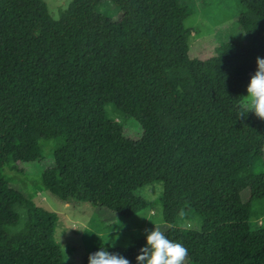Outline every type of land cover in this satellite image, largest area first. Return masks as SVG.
Returning a JSON list of instances; mask_svg holds the SVG:
<instances>
[{"label": "trees", "instance_id": "1", "mask_svg": "<svg viewBox=\"0 0 264 264\" xmlns=\"http://www.w3.org/2000/svg\"><path fill=\"white\" fill-rule=\"evenodd\" d=\"M108 1L114 18L100 10ZM237 2L243 39L208 58L189 54L192 0H71L57 18L27 11L18 25L0 5V264H68L58 213L3 173L39 162L42 140L52 153L41 182L62 202L130 217L150 203L138 188L159 180L165 234L188 249L185 264H264V227L245 226L264 214V171H254L264 120L238 115L264 58V0ZM114 101L133 105L136 138L111 118ZM199 189L207 207L187 229ZM145 244L122 256L137 264Z\"/></svg>", "mask_w": 264, "mask_h": 264}, {"label": "rangeland", "instance_id": "2", "mask_svg": "<svg viewBox=\"0 0 264 264\" xmlns=\"http://www.w3.org/2000/svg\"><path fill=\"white\" fill-rule=\"evenodd\" d=\"M70 1L0 0V5L10 17L12 24L18 25L22 15L27 11L48 12L57 18L59 10L67 7ZM192 5L194 12L184 21V24L192 29L189 49L191 57L214 56L220 44L243 39L244 32L238 22V16L243 8L237 0H192ZM100 10L112 18L118 13V9L109 1L105 2ZM121 105L117 101L112 102L109 105L110 116L117 123L123 121V124H126V133L136 138L139 127L131 119L126 118L133 105L125 107ZM41 143L44 156L39 162L27 165L23 173L5 166L3 173L10 178L15 188L31 195L38 205L58 213L54 238L68 264H83L84 257L92 251L99 250L101 246L106 249L110 247L113 253L124 256L127 251L131 257L134 241L146 236V229L154 228L152 221L162 230L166 229L167 224L162 213V181L156 180L138 188L136 192L146 197L150 203L130 217L118 216L114 211L105 207H94L89 203H64L41 182V172L51 162L52 142L42 140ZM254 166L255 172L264 171V144ZM247 197L248 193L245 190L242 192V198L246 200ZM208 200L207 189L197 190L193 196L194 208L185 213L180 226L191 224L192 228H200L202 213L207 207ZM245 226L264 227V214L253 215Z\"/></svg>", "mask_w": 264, "mask_h": 264}, {"label": "clouds", "instance_id": "3", "mask_svg": "<svg viewBox=\"0 0 264 264\" xmlns=\"http://www.w3.org/2000/svg\"><path fill=\"white\" fill-rule=\"evenodd\" d=\"M256 65V70L247 85V95L244 96L246 100L239 106V118L246 117L251 112L257 118L264 120V58L258 56ZM152 222L155 226L151 230H145L146 244L136 256L137 264H185L188 249L182 243L170 240L165 230ZM182 227L192 229L191 224ZM88 264H130V261L119 253L109 252L101 246L99 250L89 254Z\"/></svg>", "mask_w": 264, "mask_h": 264}]
</instances>
